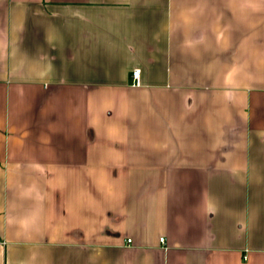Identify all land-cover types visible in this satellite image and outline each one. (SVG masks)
<instances>
[{
	"label": "crops",
	"instance_id": "0c3cea01",
	"mask_svg": "<svg viewBox=\"0 0 264 264\" xmlns=\"http://www.w3.org/2000/svg\"><path fill=\"white\" fill-rule=\"evenodd\" d=\"M0 264H264V0H0Z\"/></svg>",
	"mask_w": 264,
	"mask_h": 264
},
{
	"label": "built area",
	"instance_id": "2783aa9c",
	"mask_svg": "<svg viewBox=\"0 0 264 264\" xmlns=\"http://www.w3.org/2000/svg\"><path fill=\"white\" fill-rule=\"evenodd\" d=\"M133 78L136 81V83L139 85L140 84V70H135L133 72ZM161 241H164V239L162 238ZM128 243H131V240L128 241Z\"/></svg>",
	"mask_w": 264,
	"mask_h": 264
}]
</instances>
